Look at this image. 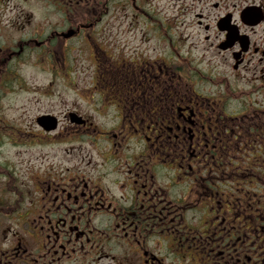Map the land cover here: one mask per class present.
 <instances>
[{"label": "flooded vegetation", "instance_id": "obj_1", "mask_svg": "<svg viewBox=\"0 0 264 264\" xmlns=\"http://www.w3.org/2000/svg\"><path fill=\"white\" fill-rule=\"evenodd\" d=\"M167 5L0 0V153L50 147L17 178L0 154V264H264V106L207 66L217 53L264 100V0ZM81 62L90 82L52 112L51 80ZM34 93L29 124L55 132L6 114Z\"/></svg>", "mask_w": 264, "mask_h": 264}, {"label": "rangeland", "instance_id": "obj_2", "mask_svg": "<svg viewBox=\"0 0 264 264\" xmlns=\"http://www.w3.org/2000/svg\"><path fill=\"white\" fill-rule=\"evenodd\" d=\"M165 2H167V11L169 14V17L171 16V11L170 10V6L173 5L175 3V0H165ZM173 3V4H172ZM164 2L163 4H161L162 6H164ZM160 5V6H161ZM159 6V7H160ZM177 16V14H176ZM175 25L178 27H176L177 30L180 31L181 34H183L185 37H187V33H186V22L183 20H176L175 19ZM177 22V24H176ZM195 28V27H194ZM199 46L197 47L198 49L194 52L197 55H200L202 52L205 54L207 53V49L209 47V45L206 42H203L202 36L199 37V42H198ZM206 48V49H205ZM208 55V54H207ZM214 58L210 57L211 59H207V66L209 65V67L211 68V70H213V76L215 78H219L222 79V77H226L228 79V81L232 82V86L235 88L237 86V89L239 92L236 91V93H232V95L236 96V95H241L242 98H250L251 103L253 101H256V103H258L257 101H262L261 105L264 106V100L262 98V94L257 95V96H252L250 94L247 95V92L249 91V78L250 76H245L244 72H238V73H233V71L231 70V63L230 62H225V60H222L220 58V55H218L217 53L214 54ZM204 66V65H203ZM85 67V68H84ZM214 68V69H213ZM202 69H206L205 66L202 67ZM75 73H80L78 75H75V77L73 78H69V79H52L51 80V93H50V102L48 101V98L46 97L45 101L49 103V108H53L52 112L55 113H60L62 112V104L66 101V102H70L72 100V96L71 94H67L65 91L63 92L62 87L64 84L67 85H82V84H87L88 82H90L91 79V70L88 66H86V63L81 62L79 64H77V66L74 69ZM71 80H73V83L70 84ZM65 81V82H64ZM67 81V82H66ZM42 80L41 81H35V84H39L41 85ZM64 83V84H63ZM40 99L39 94L38 93H34V95H27V97L24 96V94H20L19 96V100H16L15 98H13L10 102V109L6 112V114L8 115V113H17L16 108L18 106L21 107L22 112H20V114H18L19 117H21L22 121H25L27 124L24 125L23 128V132H28V133H32V132H36L39 129L37 128V126L34 124H29L31 122V118L32 116H34L35 114H38L35 112V103H34V99ZM29 100V101H28ZM234 100V99H233ZM237 102H239V100L236 99L235 101V105H237ZM47 104V103H46ZM6 107H8L7 102H6ZM65 109V108H63ZM16 116V114L14 115ZM36 144V143H35ZM66 147V146H65ZM40 148H42V146H37L34 145L33 143L30 144L29 146H25V147H21V149L19 148H13L12 146H6L2 149L1 151V155L2 160L3 161H10L9 163L11 164L10 167H12V169L15 170V175L16 178L19 175V172L22 170L23 167H21V162L22 160H27L28 158L33 159L34 157H40L42 156V153L44 151H50V147H47V149H44L42 151H40ZM49 156H52V154L50 152H48ZM33 163V162H32ZM22 173V172H21ZM18 180L20 181V178H18ZM3 181L0 180V184Z\"/></svg>", "mask_w": 264, "mask_h": 264}, {"label": "water", "instance_id": "obj_3", "mask_svg": "<svg viewBox=\"0 0 264 264\" xmlns=\"http://www.w3.org/2000/svg\"><path fill=\"white\" fill-rule=\"evenodd\" d=\"M38 120H39L40 126L44 130L48 131V130L54 129L55 123L50 124L49 118L43 117V118H39Z\"/></svg>", "mask_w": 264, "mask_h": 264}, {"label": "trees", "instance_id": "obj_4", "mask_svg": "<svg viewBox=\"0 0 264 264\" xmlns=\"http://www.w3.org/2000/svg\"><path fill=\"white\" fill-rule=\"evenodd\" d=\"M235 97H236V96H235ZM235 97H234V98H235Z\"/></svg>", "mask_w": 264, "mask_h": 264}]
</instances>
